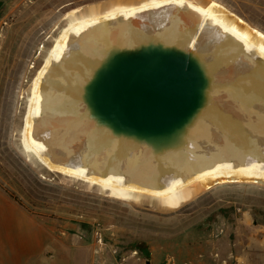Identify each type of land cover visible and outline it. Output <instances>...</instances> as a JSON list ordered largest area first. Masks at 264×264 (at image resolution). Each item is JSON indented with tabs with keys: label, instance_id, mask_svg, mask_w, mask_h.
Masks as SVG:
<instances>
[{
	"label": "bare ground",
	"instance_id": "obj_1",
	"mask_svg": "<svg viewBox=\"0 0 264 264\" xmlns=\"http://www.w3.org/2000/svg\"><path fill=\"white\" fill-rule=\"evenodd\" d=\"M66 18L31 80L21 131L25 159L97 185L115 198L165 209L178 208L216 184H264L260 123L256 118L250 124L253 112L221 89L164 156L130 145L106 147L56 137L66 133L58 111L73 102L75 82L121 40L170 34L211 54L213 45L198 41L199 31L206 27L211 39L217 27L264 56V30L220 0H99L85 11L71 9ZM39 118L43 125L36 129ZM49 146L71 149L74 162H56ZM105 154L112 157L108 162Z\"/></svg>",
	"mask_w": 264,
	"mask_h": 264
},
{
	"label": "rangeland",
	"instance_id": "obj_2",
	"mask_svg": "<svg viewBox=\"0 0 264 264\" xmlns=\"http://www.w3.org/2000/svg\"><path fill=\"white\" fill-rule=\"evenodd\" d=\"M98 1L0 0V189L56 234L80 233L93 264H264V184H216L165 209L115 198L25 159L32 77L67 12ZM220 1L264 30V0Z\"/></svg>",
	"mask_w": 264,
	"mask_h": 264
},
{
	"label": "water",
	"instance_id": "obj_3",
	"mask_svg": "<svg viewBox=\"0 0 264 264\" xmlns=\"http://www.w3.org/2000/svg\"><path fill=\"white\" fill-rule=\"evenodd\" d=\"M215 28L211 39L206 27L199 31L198 41L213 45L211 54L170 34L116 43L75 82L73 102L59 107L58 122L67 130L56 137L130 145L164 156L220 89L246 104L253 112L248 121L257 118L258 133H264V56ZM42 125L39 118L36 129ZM48 149L56 162H74L71 149Z\"/></svg>",
	"mask_w": 264,
	"mask_h": 264
},
{
	"label": "crops",
	"instance_id": "obj_4",
	"mask_svg": "<svg viewBox=\"0 0 264 264\" xmlns=\"http://www.w3.org/2000/svg\"><path fill=\"white\" fill-rule=\"evenodd\" d=\"M81 237L66 231L56 234L0 189V264H93L90 247Z\"/></svg>",
	"mask_w": 264,
	"mask_h": 264
},
{
	"label": "trees",
	"instance_id": "obj_5",
	"mask_svg": "<svg viewBox=\"0 0 264 264\" xmlns=\"http://www.w3.org/2000/svg\"><path fill=\"white\" fill-rule=\"evenodd\" d=\"M9 193V192H8ZM11 195V194H10ZM12 198H14V196L11 195ZM16 201L18 200L17 198H14ZM19 201V200H18ZM19 203L21 204V202L19 201Z\"/></svg>",
	"mask_w": 264,
	"mask_h": 264
}]
</instances>
